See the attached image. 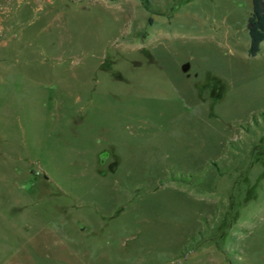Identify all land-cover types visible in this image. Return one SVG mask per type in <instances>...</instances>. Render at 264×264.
Listing matches in <instances>:
<instances>
[{
    "label": "rangeland",
    "instance_id": "rangeland-1",
    "mask_svg": "<svg viewBox=\"0 0 264 264\" xmlns=\"http://www.w3.org/2000/svg\"><path fill=\"white\" fill-rule=\"evenodd\" d=\"M250 12L0 0V264H264Z\"/></svg>",
    "mask_w": 264,
    "mask_h": 264
},
{
    "label": "trees",
    "instance_id": "trees-1",
    "mask_svg": "<svg viewBox=\"0 0 264 264\" xmlns=\"http://www.w3.org/2000/svg\"><path fill=\"white\" fill-rule=\"evenodd\" d=\"M247 31L249 35L247 53L250 56H254L259 52L261 42L264 40V0H251V12L247 19ZM181 179L186 181L183 178Z\"/></svg>",
    "mask_w": 264,
    "mask_h": 264
}]
</instances>
